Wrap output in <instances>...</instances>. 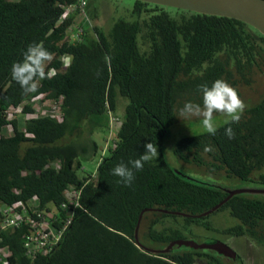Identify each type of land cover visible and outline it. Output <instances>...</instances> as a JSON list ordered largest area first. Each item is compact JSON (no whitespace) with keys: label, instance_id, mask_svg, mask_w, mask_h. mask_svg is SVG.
<instances>
[{"label":"trees","instance_id":"1","mask_svg":"<svg viewBox=\"0 0 264 264\" xmlns=\"http://www.w3.org/2000/svg\"><path fill=\"white\" fill-rule=\"evenodd\" d=\"M74 1L0 0V130H11L0 133V208L47 209L71 187L80 188L81 206L60 242L34 258L23 247L26 224L1 229L6 264H221L201 249L177 250L173 244L158 251L183 239L162 225L166 218L199 222L221 209L238 221L224 233L264 243V199L241 191L227 197L228 190L181 178L161 159L132 169L131 187L111 171L121 163L131 168L146 143L159 147L186 102L202 106V85L218 79L232 87L250 83L264 67V36L231 17L178 8L170 14L162 5L133 0L130 18L117 17L107 30L91 21L82 39L71 42L67 28L82 21L77 11L67 10ZM89 17L97 19L94 9ZM35 43L53 55L46 73L55 71L39 81L37 92L24 94L11 68ZM62 55L69 56L65 67ZM59 95V115L27 117L22 128L8 116L17 106L32 114L31 99L50 102ZM121 98L127 102L119 118ZM107 110L120 121L114 145L88 171L82 162L96 151L93 132L106 136ZM228 127L235 138L225 135ZM209 146L212 151H205ZM172 152L179 160L264 185V92L239 123L224 122L215 135H184Z\"/></svg>","mask_w":264,"mask_h":264},{"label":"rangeland","instance_id":"2","mask_svg":"<svg viewBox=\"0 0 264 264\" xmlns=\"http://www.w3.org/2000/svg\"><path fill=\"white\" fill-rule=\"evenodd\" d=\"M133 0H87L86 12L89 16L94 9L96 11L97 19H92L93 24H98L103 30L110 28L111 23L119 16L124 18L129 17L128 8L131 7ZM164 9L170 14L174 13L173 7L164 6ZM239 97L245 102L247 107L257 102L260 95L264 92V67L257 74L253 75L250 83L246 85H237L234 87ZM33 109L32 114H24L20 111L9 113L8 116H15L18 120V127L22 128L23 121L30 116H39L49 112V102L40 101L33 98L30 101ZM127 102L125 98L118 100V108L116 109L119 118L123 115V106ZM180 114L177 115L176 121L167 128V133L161 140L158 150V157L165 165L172 168L181 178H193L210 186L219 187L224 190H241V194L247 198L264 199V192L253 191L264 187V185L255 180H244L234 176H227L223 171L210 170L206 165H197L192 162H185L177 159L172 149L177 140L184 135H192L206 130L202 126V118L179 119ZM226 117L219 113H214L213 122L216 127L225 122ZM1 134L8 135L11 133L10 127L3 126L0 130ZM105 133L100 129L93 132L92 138L96 142L97 148L92 159L83 161L82 166L88 170L93 171L97 162L102 156L107 154V151H102ZM26 144L22 143V147ZM258 171L252 173L256 177ZM246 189V190H244ZM238 221L230 216L227 209H221L209 214L206 218L199 222L185 221L183 217L177 215L174 218H166L163 221V226L176 229L178 236L183 240L191 241L196 244L211 243L214 241L220 242L228 246L235 253L231 257L210 248H201L203 252L214 255L221 264H264V243H257L249 240L245 236H235L224 233L223 229L237 224ZM206 224L207 226H204ZM161 227L160 225H157ZM148 245L153 247H161V243H150ZM175 249L183 250L189 246L182 242L175 243Z\"/></svg>","mask_w":264,"mask_h":264},{"label":"built area","instance_id":"3","mask_svg":"<svg viewBox=\"0 0 264 264\" xmlns=\"http://www.w3.org/2000/svg\"><path fill=\"white\" fill-rule=\"evenodd\" d=\"M87 0H75L68 8V11H77L81 15L82 21L72 23L67 28L68 39L71 42L80 41L84 29L91 26V20L86 12ZM61 66L65 67L69 63V56L62 55L60 57ZM53 68H49L47 75L54 73ZM62 96L49 102V112L52 115H59V104ZM20 111L17 106L7 113ZM107 116V132L104 138L102 151L106 150L108 145H114L113 136L119 125V118L110 110L106 111ZM80 188L71 187L65 191V199L57 206L49 205L47 209L27 208L25 206L20 209L16 205H4L0 208V230L7 227H17L26 224L27 229L23 238V247L25 254L29 258H34L37 254H45L51 251L61 240L65 230L72 221L74 211L80 208L79 203ZM5 248L0 249V264H6L4 256Z\"/></svg>","mask_w":264,"mask_h":264},{"label":"clouds","instance_id":"4","mask_svg":"<svg viewBox=\"0 0 264 264\" xmlns=\"http://www.w3.org/2000/svg\"><path fill=\"white\" fill-rule=\"evenodd\" d=\"M53 59V55L42 44L35 43L28 46L23 54L22 62H15L11 68L12 78L20 85L24 94L35 93L39 88V81L47 78L46 66ZM99 76V73H97ZM202 106L192 102H186L180 109L179 119L202 118V126L207 133L215 135L216 124L213 122L214 113L226 117L225 123H239L247 105L239 97L236 89L224 80H216L209 87L201 86ZM225 135L229 139L235 138L231 127L226 128ZM103 146V145H102ZM144 154L135 161H131L132 167L121 163L113 168L112 175L120 178L126 186L131 187L135 174L132 169L140 171L146 162L158 157L157 146L152 143L144 145ZM205 151H212L206 147Z\"/></svg>","mask_w":264,"mask_h":264},{"label":"water","instance_id":"5","mask_svg":"<svg viewBox=\"0 0 264 264\" xmlns=\"http://www.w3.org/2000/svg\"><path fill=\"white\" fill-rule=\"evenodd\" d=\"M143 2L153 3L162 6H168L178 9L189 10L202 14L219 15L231 17L240 20L264 36V0H140ZM245 190V189H244ZM241 190L228 191L227 197ZM226 197V198H227ZM223 199L221 202H223ZM220 202V203H221ZM135 226L134 237L136 239ZM182 242L191 248L201 249L210 248L219 253L235 256L232 249L223 243L214 241L205 244H196L186 240L171 241L166 247L158 251H167L171 245Z\"/></svg>","mask_w":264,"mask_h":264}]
</instances>
